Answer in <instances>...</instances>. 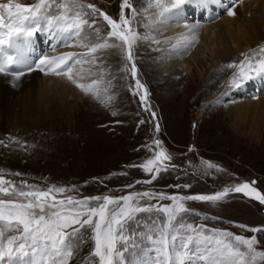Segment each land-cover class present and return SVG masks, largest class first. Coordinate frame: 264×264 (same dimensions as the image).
Returning <instances> with one entry per match:
<instances>
[{
    "label": "rangeland",
    "instance_id": "374dc122",
    "mask_svg": "<svg viewBox=\"0 0 264 264\" xmlns=\"http://www.w3.org/2000/svg\"><path fill=\"white\" fill-rule=\"evenodd\" d=\"M166 1L162 0V3ZM18 2L29 5L36 3V0ZM82 2L94 4L113 19L119 20L122 0ZM129 3L136 9V14L133 16L132 11L126 8L125 17L133 30L141 37H147L137 40L133 48L136 76H132L131 63L118 49L100 50L96 54L98 60L95 65L82 64L90 67L89 76L82 83L90 78L88 83H91L102 76L103 83L99 87L107 88V95L112 97L107 106L80 89L79 96L71 92L65 103L58 101L48 106V110L42 109L36 121L15 122L14 117L0 116V175L24 191L63 187L67 191L57 195V198L63 199L68 196L77 199L107 194L121 196L130 190L165 194L174 191L178 195H185L188 191H210L240 181L255 182L252 184L264 194V120L251 128L250 117H247V122L235 120L231 111L234 105L242 101L263 98L264 88L250 92L246 86L245 91L235 92L236 87H230L229 80L231 71L236 73L238 69L227 67L225 62L224 66H219L223 68L213 70L208 67L210 62L204 57L199 58L190 74L165 70V55L168 46L174 42L170 37L162 39L155 0H129ZM53 14H56L55 10ZM256 14L253 12L251 18ZM95 19V27L101 29L100 35L104 37L110 30L109 26L103 17L97 15ZM260 32L258 44L250 46L246 54L264 45V25ZM75 49L76 53L86 52L79 46H75ZM71 50L74 51L73 48ZM230 58L229 64H239L245 59L239 53ZM126 66L128 71L123 70ZM136 80L143 88H137ZM253 83L254 79L249 81L250 89ZM225 93H228V97L223 96ZM141 96L145 97L144 101ZM113 112L116 115H112ZM157 124L159 131L156 130ZM155 140L161 141V146L172 159L164 162L162 167L167 170H162L155 180L143 183L151 180L154 174L145 172L140 165L154 158L158 151L153 143ZM205 162L216 167L207 168ZM231 195H225V199L215 204L185 201L190 211L182 214L178 220L203 226V236L211 237L212 230L217 233L229 232L233 237L255 236L257 243L254 248L264 251V231L248 230L264 228V203L245 194L241 199ZM157 202L161 205L172 203L159 199L140 201L141 204ZM96 204L92 202V206ZM154 214L156 221L165 219L163 214ZM147 215L141 213L142 218ZM133 221L135 218L128 221L130 228ZM149 226L145 221L140 224V235H144L145 228ZM191 234L185 229L181 237L186 238ZM91 236L90 228L82 231L86 242L77 250L70 264H84V255L88 251L90 253L93 247ZM203 236L198 238L202 245ZM144 237L147 235L129 242L128 251L117 264H154L155 256L151 251L146 253L150 243ZM217 238L236 246L237 242L232 237ZM182 242L180 240L177 245ZM132 244L136 246L133 248ZM240 247L243 251L247 250L244 245ZM89 264L93 262L89 261ZM251 264H264V259Z\"/></svg>",
    "mask_w": 264,
    "mask_h": 264
},
{
    "label": "snow or ice",
    "instance_id": "6c2138e0",
    "mask_svg": "<svg viewBox=\"0 0 264 264\" xmlns=\"http://www.w3.org/2000/svg\"><path fill=\"white\" fill-rule=\"evenodd\" d=\"M188 0H155V6L160 10L159 16L176 14ZM119 20L113 19L94 4H85L82 0H36V3L25 5L18 0H0V74L10 75L14 80H19L26 72L40 70L51 72L55 75H66L67 78L80 88L85 94H91L100 103L107 106L112 97L107 95V88L101 89L103 77L92 80L91 83H79L73 76V67L78 64L87 63L95 65L98 51L116 48L131 63V74L136 76V65L133 57V48L137 40L147 39L141 37L138 32L130 26V21L125 17L124 9H130L133 16L136 9L129 0H122ZM55 10L56 14H53ZM234 15L233 11L228 12ZM103 17L109 26V31L101 37V29L95 27L96 16ZM49 32L55 36L59 35L61 41L71 46H79L87 49L84 53H65L58 57L41 56L34 65L28 63L24 56V49L29 47L32 38L41 33ZM195 33L196 29H189ZM183 35V34H182ZM197 37L192 36V42ZM95 41V42H94ZM159 43V41H154ZM261 53V55H257ZM86 57L88 59H79ZM238 71L229 80L230 87H242L248 81L256 77H264V46L252 50L245 55V59L239 64L235 62L227 65ZM128 71L127 66L123 69ZM101 72L103 68L101 67ZM79 76V73H77ZM110 83V82H109ZM137 88H143L139 80H136ZM145 97L141 96L144 101ZM112 115H116L115 112ZM155 114L153 113V116ZM143 123V121H141ZM156 130L159 131L157 124ZM2 143V142H0ZM158 149L154 158L148 159L140 165L145 172L154 173L151 180L143 183H151L162 170L165 161L172 157L161 146V141H153ZM207 168L216 167L210 162H205ZM135 166V165H134ZM141 183V181H137ZM255 183V182H252ZM25 187H30L25 185ZM131 187V185H129ZM176 187H180L177 185ZM184 187H189L185 185ZM235 192H242L247 196L254 197L264 203V194H261L249 183L236 185ZM67 190L63 187H49L47 190L24 191L13 182L6 180L0 175V264L7 259L10 264L13 258L21 259L23 264H70L77 254V250L86 241L82 237V231L90 228L93 247L84 258V264H117L123 260L124 253L128 251L131 236L123 234L124 225L134 219L140 213L163 214L164 220L158 224L153 221L155 232L148 236L156 247L154 264H189L192 256L196 255L192 245L203 236V226L185 224L182 214L190 210L185 206V201L211 202L213 204L221 201L230 189L225 188L221 192L212 195H166L154 192H135L121 197L96 196L74 198L68 196L58 199V194ZM170 200V205L141 204V200ZM97 202L92 206V202ZM241 227H247L241 225ZM5 229L8 235L5 239ZM189 230L192 234L186 238L181 237L182 230ZM249 231L260 232L264 228H249ZM143 235V233H141ZM217 236L232 237L236 243H226L225 239ZM183 242L177 245V241ZM79 241V242H77ZM256 237L245 238L234 236L229 232L217 233L212 230V236H203V250L206 255L200 257L205 264H251L257 257L264 259V251H256L254 245ZM122 244V248L117 245ZM240 245L246 246V251L241 250ZM136 245L132 244L134 248ZM201 245L197 244L199 248Z\"/></svg>",
    "mask_w": 264,
    "mask_h": 264
},
{
    "label": "bare ground",
    "instance_id": "6f19581e",
    "mask_svg": "<svg viewBox=\"0 0 264 264\" xmlns=\"http://www.w3.org/2000/svg\"><path fill=\"white\" fill-rule=\"evenodd\" d=\"M165 3L167 4V1ZM226 3L227 0H188L178 13L166 14L165 17L159 18L162 39L170 37L174 42L173 45L168 46V54L165 55L167 57L165 70L172 69L175 72L190 74L201 57L210 62L208 67L220 70L223 67L219 68V66L221 64L224 66L223 64L229 61L231 56L237 53L241 56L245 55L250 46L258 44L261 38L260 29L264 25V0H234L233 6H227ZM220 11L226 13L220 16L221 14H217ZM229 11H233L234 15H229ZM253 12L257 14L256 17L251 18ZM201 13H205L209 21L202 23L198 29L200 21L195 17ZM193 28L196 29L195 33L189 31ZM193 35L197 37L195 42H192ZM40 36L45 43L50 42L49 46L48 44L45 46L42 56L52 58L73 53L72 41L66 44L61 41L59 35L54 38L47 31L41 32L35 35L29 47L24 49V56L28 62L33 60V65L38 62L40 56L39 49L42 43L38 40ZM89 68L87 65H75L72 74L79 83H82L89 76ZM248 83L249 81L242 87L235 88V92L245 91ZM262 88H264V77H256L252 89L256 92ZM71 92L79 96L80 88L63 74L55 75L36 69L26 72L19 80H14L10 75L0 74V116L14 117L15 122L36 121L42 109L46 110L48 106L58 101L61 104L65 103ZM231 111L235 120L245 122L247 117H250V127H257L264 120V97L242 101L234 105ZM189 264L196 262L194 260Z\"/></svg>",
    "mask_w": 264,
    "mask_h": 264
}]
</instances>
